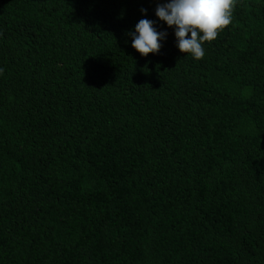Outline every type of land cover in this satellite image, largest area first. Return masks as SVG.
Returning <instances> with one entry per match:
<instances>
[{"label":"trees","instance_id":"trees-1","mask_svg":"<svg viewBox=\"0 0 264 264\" xmlns=\"http://www.w3.org/2000/svg\"><path fill=\"white\" fill-rule=\"evenodd\" d=\"M158 2L0 0V264H264V0L200 60Z\"/></svg>","mask_w":264,"mask_h":264},{"label":"clouds","instance_id":"clouds-1","mask_svg":"<svg viewBox=\"0 0 264 264\" xmlns=\"http://www.w3.org/2000/svg\"><path fill=\"white\" fill-rule=\"evenodd\" d=\"M236 5L237 0H163L157 3L155 15L174 27L179 51L200 60L205 55L204 44L211 43L231 25ZM154 24L153 20L140 19L129 33L132 47L141 56L159 53L160 41L167 36L166 32L157 31Z\"/></svg>","mask_w":264,"mask_h":264}]
</instances>
